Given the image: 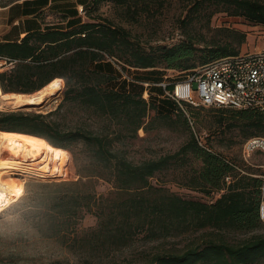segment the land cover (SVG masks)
Segmentation results:
<instances>
[{
	"label": "trees",
	"instance_id": "obj_1",
	"mask_svg": "<svg viewBox=\"0 0 264 264\" xmlns=\"http://www.w3.org/2000/svg\"><path fill=\"white\" fill-rule=\"evenodd\" d=\"M16 1L0 0V4ZM188 2L192 5L181 19L186 37L173 45L147 46L124 25L98 13L108 3L115 7L121 21L132 24L143 17H155L167 0H78L85 11L83 16L77 3L51 4V11L60 13L62 21L80 16L69 19L65 26L30 30L17 39L0 41V59L6 61L0 71L4 93L31 94L60 77L65 81L64 100L91 109L118 127L114 132L101 133L63 130L52 118L62 104L48 113L23 108L0 110V130L43 137L54 150L65 152L67 161L70 143L83 141L89 154L87 160L77 164L76 180L39 183L48 189L44 193L47 200L39 212L25 218L37 232L0 233V264H41L38 240L32 239L39 234H62V241H69L68 246L82 254L84 261L97 260L99 264H264V233L255 232L264 226L259 215L262 171L258 174L249 171L250 167L242 168L209 145L199 143L192 131L190 139L174 153L138 162L114 148L115 140L136 137L140 129L147 131L161 120L167 126L180 123L190 130L187 112L194 105L181 109L163 96L157 75L130 79L124 75L129 68L186 73L216 58L239 53L247 37L243 30L217 27L209 40L205 35L198 40L187 30L196 20H204L212 30L211 19L217 12L264 26V0ZM115 68L123 79L121 88L111 85L118 76ZM146 82L150 84L146 86ZM128 83L143 87L127 89ZM155 86L163 90L155 93L151 90ZM172 87V83L166 86L169 90ZM153 95L163 98L162 109ZM218 108L223 111L220 121L227 120L230 130L238 128L244 142L252 136H264V109ZM151 110L155 115L149 124L146 120ZM190 158L200 160L202 165L180 171L174 180L209 197L217 193L214 200L186 198L152 182L157 174L184 167ZM100 180L110 185L108 192L96 190ZM86 213L94 214L97 224L80 233L73 225ZM195 232L199 235L188 237L181 247L157 245L155 250H141L138 256L129 254L123 259L126 263L118 261L116 254L132 249L140 236L161 244L169 237ZM30 247L34 252L28 251ZM43 264L65 262L56 259Z\"/></svg>",
	"mask_w": 264,
	"mask_h": 264
},
{
	"label": "rangeland",
	"instance_id": "obj_2",
	"mask_svg": "<svg viewBox=\"0 0 264 264\" xmlns=\"http://www.w3.org/2000/svg\"><path fill=\"white\" fill-rule=\"evenodd\" d=\"M8 1V0H3ZM55 1V0H53ZM65 1L71 6L76 4L78 0H57ZM81 1V0H79ZM191 3L188 0H167L161 12L156 14L155 17H143L139 22L136 23H126L121 21L118 16V12L111 4H103L98 13L103 16L109 17L116 22L121 23L126 28L132 31L134 35H137L143 44L149 45H173L179 43L183 40L186 35L185 28L181 25V19L186 15ZM79 13L85 14V11H80L81 6H78ZM16 11V10H15ZM16 13V12H15ZM17 14V13H16ZM63 17L58 12L48 11L45 15V23H51V26L63 25L65 22L62 21ZM63 22V23H62ZM205 21H194V24L187 28L194 35L196 39H200L202 35H205L209 40L213 34L214 29L221 26H228L236 29L243 30L247 33L245 42L241 46V51H247L255 48H264V26L259 24H253L247 21L243 17L231 16L226 12H217L211 19V28L208 30L204 25ZM4 31V28L0 29V32ZM12 34H14L12 32ZM3 34L0 33V38ZM203 44V42H201ZM6 66V62L0 59V71ZM118 74L116 81H113L111 85L121 88V78L120 72L115 68L113 71ZM146 74L157 75L159 79L158 82L164 81L166 83H172L177 79H181L185 76V73L179 70L172 69H162L157 68V70L151 69H135L129 68L128 72H125V77L128 78H138L143 77ZM166 75L167 77H163ZM127 89L141 90L143 87L141 84L128 83ZM44 88V87H43ZM42 88V89H43ZM41 90V89H40ZM64 90L65 81L61 91L52 98L44 95L43 99L39 101L38 105L31 107H22L24 105H14V104H4L0 103V110H16L23 108L29 111H36L42 113H48L49 111L55 110L60 104H62L56 115L50 116L58 121L63 130H77L84 129L90 130L95 133H101L104 131H115L118 127L115 126L108 118L97 115L91 109H86L78 103H72L68 100H64ZM155 93H160L163 89L155 86V89H151ZM36 93V94H35ZM34 96H41V94L36 91L31 93ZM153 95L152 99L160 101L159 106L162 109L161 103H163L162 97L155 98ZM158 103V102H157ZM155 115V111L151 110L146 123L151 121L152 117ZM221 115L223 111L218 107H203L194 106L189 108L187 112V117L190 123V130L184 128L180 123L173 126H167L163 121H158L157 124L153 125L152 128L145 131L140 129L136 137L126 138L121 141H114V148L123 150L126 152L127 156L133 161H141L146 158L157 157L167 153H174L177 151L184 143L190 139V131L196 134L199 143L209 145L213 151L221 153L223 156L235 161L242 168L249 171H256L260 173L262 171L263 156L260 153H254L248 158L243 155V142L245 140L243 134L238 128L229 129L228 121L221 122ZM114 136V133H110ZM70 158L67 161V154L61 152L59 149L53 151V160L51 164V169L49 175L45 177H30L25 175H17L24 179V188L20 197L12 202L5 209L0 211V233H15L17 231H29L30 235L37 232L33 225L26 223L25 218L27 215L35 214L39 212L38 209L44 206L46 199L45 192L48 190L46 187H41L40 182H51V181H61V180H76L78 175H76V166L81 164V162L88 159V152L86 150V144L83 141L70 143L69 145ZM58 156V158H57ZM202 162L190 158L187 164L177 171L172 172L171 170L166 173L157 174L152 182L158 186H164L169 191L182 195L186 198L198 199L202 201H212L218 194L216 193L212 197L205 195L204 193L190 189L186 186L181 185L179 182L175 181L174 178L180 174V171L189 170L193 167H200ZM181 175V174H180ZM96 190L99 193H106L110 190V185L103 180H100L96 184ZM43 194H40V192ZM97 218L92 213H86L82 219H78L73 225L78 232L85 231L91 227L96 226ZM69 231V230H67ZM255 232L264 233V226ZM71 235V234H70ZM199 235V232L191 233L181 237H169L161 244H157L154 241H145L142 236L136 242H134L133 248L122 252L117 255L119 262L126 263L123 259L138 253L141 250H155L154 247L166 246L171 247H181L188 241V237H195ZM32 239L38 240L36 246L39 248L38 254L41 256V264L49 260H62L65 264H99L96 260L93 262H86L83 260L84 256L72 251L68 246L69 241L63 242L61 237L62 234L57 236H47L43 234L35 235ZM68 236V235H67ZM241 236V235H240ZM29 252H34L30 247ZM132 252V254H131ZM130 254V255H129Z\"/></svg>",
	"mask_w": 264,
	"mask_h": 264
},
{
	"label": "built area",
	"instance_id": "obj_3",
	"mask_svg": "<svg viewBox=\"0 0 264 264\" xmlns=\"http://www.w3.org/2000/svg\"><path fill=\"white\" fill-rule=\"evenodd\" d=\"M149 84L145 83L146 86ZM157 84L163 87V96L169 97L183 110L187 104L264 109V48L216 58L173 81L170 90L164 81ZM148 96L146 90L145 97ZM256 152L263 156L259 175L262 178L259 215L264 221V136H252L244 142L243 155L246 158Z\"/></svg>",
	"mask_w": 264,
	"mask_h": 264
},
{
	"label": "bare ground",
	"instance_id": "obj_4",
	"mask_svg": "<svg viewBox=\"0 0 264 264\" xmlns=\"http://www.w3.org/2000/svg\"><path fill=\"white\" fill-rule=\"evenodd\" d=\"M64 85L57 77L43 89L41 96L23 93H4L0 86V103L14 105L38 104L44 95L52 98ZM36 94V93H35ZM54 148L43 137L28 133L0 130V211L22 194L24 179L17 175L45 177L49 175Z\"/></svg>",
	"mask_w": 264,
	"mask_h": 264
},
{
	"label": "crops",
	"instance_id": "obj_5",
	"mask_svg": "<svg viewBox=\"0 0 264 264\" xmlns=\"http://www.w3.org/2000/svg\"><path fill=\"white\" fill-rule=\"evenodd\" d=\"M64 2L57 0H30L24 3V0H19L7 5L0 4V29L4 28V31L0 32L3 34L0 41L17 39L30 30L48 28L51 23H45V15L51 10V4H62ZM78 6L80 7L81 4L77 3L76 7ZM79 16L80 14L73 15L63 22L66 24L69 19L73 21Z\"/></svg>",
	"mask_w": 264,
	"mask_h": 264
},
{
	"label": "water",
	"instance_id": "obj_6",
	"mask_svg": "<svg viewBox=\"0 0 264 264\" xmlns=\"http://www.w3.org/2000/svg\"><path fill=\"white\" fill-rule=\"evenodd\" d=\"M38 105H42V104H38ZM31 106H36L34 104H30V105H25V106H22V107H31ZM20 108V107H19Z\"/></svg>",
	"mask_w": 264,
	"mask_h": 264
},
{
	"label": "snow or ice",
	"instance_id": "obj_7",
	"mask_svg": "<svg viewBox=\"0 0 264 264\" xmlns=\"http://www.w3.org/2000/svg\"><path fill=\"white\" fill-rule=\"evenodd\" d=\"M57 158H58V156H57Z\"/></svg>",
	"mask_w": 264,
	"mask_h": 264
}]
</instances>
